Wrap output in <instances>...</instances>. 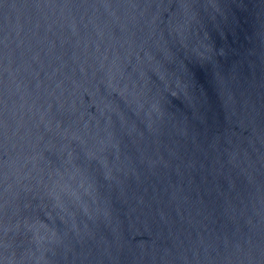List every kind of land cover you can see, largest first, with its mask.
I'll list each match as a JSON object with an SVG mask.
<instances>
[{
    "label": "water",
    "instance_id": "obj_1",
    "mask_svg": "<svg viewBox=\"0 0 264 264\" xmlns=\"http://www.w3.org/2000/svg\"><path fill=\"white\" fill-rule=\"evenodd\" d=\"M0 264H264V0H0Z\"/></svg>",
    "mask_w": 264,
    "mask_h": 264
}]
</instances>
